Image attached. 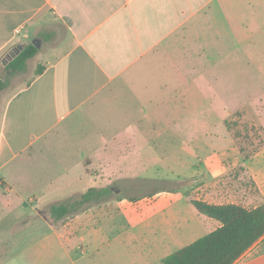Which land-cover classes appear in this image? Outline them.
Listing matches in <instances>:
<instances>
[{"label": "rangeland", "instance_id": "obj_1", "mask_svg": "<svg viewBox=\"0 0 264 264\" xmlns=\"http://www.w3.org/2000/svg\"><path fill=\"white\" fill-rule=\"evenodd\" d=\"M250 27L255 30L243 32L240 40L221 41L225 47L186 59L178 56L177 72L168 65L159 73L154 67L162 62L146 63L115 83L107 99L93 101L84 115L65 121L30 150L5 153L2 159L8 161L0 170V264H134V259L142 264L145 257L140 251L122 239L113 240L120 231L107 225L99 210L115 212L120 200L135 201L168 190L195 198L203 191L199 186L216 179L193 176L205 160L220 161L222 166L229 162L220 177L231 179L240 193L261 194L264 11L261 15L257 11ZM68 36L67 24L39 20L36 30L21 38L20 46L0 55V83L4 84L0 130L9 96L33 79L39 64L53 60L55 49ZM34 39L40 41L39 53L24 70L6 68L15 53ZM165 81L170 85L162 88ZM127 107L129 115L143 117L122 119ZM227 121L240 138H234ZM240 145L260 149L245 160ZM93 186H113L114 198L61 220L51 217V204L79 197ZM164 207L163 201L156 209ZM185 207L197 211L178 199L173 215L180 216ZM156 214L152 221L159 220ZM91 225H97L98 233H89ZM82 230L80 241L85 246L79 249L75 237ZM153 237L150 233L149 239Z\"/></svg>", "mask_w": 264, "mask_h": 264}, {"label": "crops", "instance_id": "obj_2", "mask_svg": "<svg viewBox=\"0 0 264 264\" xmlns=\"http://www.w3.org/2000/svg\"><path fill=\"white\" fill-rule=\"evenodd\" d=\"M257 11L259 15L264 11V0H0V55L20 46L21 38L29 37L39 20L56 19L69 29L53 60L43 64L44 72L8 98L0 130V170L8 161L2 159L5 153L30 150L65 121L84 115L93 101L107 99L115 83L146 63L162 62L154 67L159 73L168 65L177 72L178 56L186 59L210 48L225 47L223 40H240L243 32L255 30L250 23L255 24ZM168 83L160 86L168 87ZM122 113V119L128 121L143 117L129 115L130 110ZM228 163L222 166L220 161L205 160L201 169L194 171L193 176L216 178L207 186H199L197 189L203 191L195 198L175 190L161 191L135 201L120 200L115 212L104 209L98 215L120 231L114 241L122 239L140 251L145 257L142 264H163V258L221 225L202 214L192 199L247 208L264 203V181L260 183L261 194H243L231 179L220 177L228 171ZM178 199L197 211L185 207L175 217L174 202ZM163 201L165 207L158 211L156 207ZM155 211L159 220L152 221ZM97 225L104 228L101 223ZM97 225H91L89 233H98ZM84 232L75 237L79 249L85 246L80 241ZM150 233L154 234L152 240ZM235 264H264V237Z\"/></svg>", "mask_w": 264, "mask_h": 264}, {"label": "trees", "instance_id": "obj_3", "mask_svg": "<svg viewBox=\"0 0 264 264\" xmlns=\"http://www.w3.org/2000/svg\"><path fill=\"white\" fill-rule=\"evenodd\" d=\"M38 52L39 49L33 43H29L8 62L6 68L22 71L27 61L34 58ZM45 68V65L39 64L35 76L42 74ZM3 89L4 84L0 83V91ZM226 125L233 130L234 138L241 137L240 132L235 131L230 122L227 121ZM259 149L260 147L256 146L247 150L240 145L245 160L250 159ZM113 198V186H93L79 197L51 204L49 211L52 218L61 220ZM191 201L202 214L217 219L221 225L163 258V264H235L264 237V203L255 208H247L233 203L215 205L199 199Z\"/></svg>", "mask_w": 264, "mask_h": 264}, {"label": "water", "instance_id": "obj_4", "mask_svg": "<svg viewBox=\"0 0 264 264\" xmlns=\"http://www.w3.org/2000/svg\"><path fill=\"white\" fill-rule=\"evenodd\" d=\"M33 44L39 48L40 47V41L38 39L33 40Z\"/></svg>", "mask_w": 264, "mask_h": 264}, {"label": "flooded vegetation", "instance_id": "obj_5", "mask_svg": "<svg viewBox=\"0 0 264 264\" xmlns=\"http://www.w3.org/2000/svg\"><path fill=\"white\" fill-rule=\"evenodd\" d=\"M21 49H22V48H20V49L18 50V52L15 53V55H16L17 53H19Z\"/></svg>", "mask_w": 264, "mask_h": 264}]
</instances>
